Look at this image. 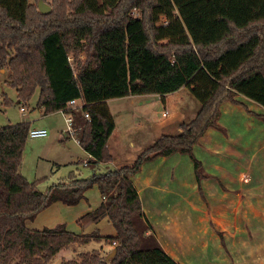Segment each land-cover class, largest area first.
<instances>
[{"label": "trees", "instance_id": "obj_1", "mask_svg": "<svg viewBox=\"0 0 264 264\" xmlns=\"http://www.w3.org/2000/svg\"><path fill=\"white\" fill-rule=\"evenodd\" d=\"M36 1L0 0V71L8 69L6 83L18 103L37 89L41 113L63 110L71 117L86 165L110 160L106 143L114 125L106 99L186 87L199 107L178 123L177 134L160 135L130 164L86 177L72 170L44 190L37 186L44 178L28 181L20 173L29 124L0 126V264H48L69 244L90 241L110 249L82 250L58 264H178L158 246L130 177L145 161L185 153L197 179L191 147L216 126L219 104L244 107L239 94L264 109V0H51L47 13ZM70 99L81 107L65 108ZM92 186L100 202L75 219L79 232L63 223L26 227L52 203L77 204ZM102 219L113 235L84 231Z\"/></svg>", "mask_w": 264, "mask_h": 264}, {"label": "crops", "instance_id": "obj_2", "mask_svg": "<svg viewBox=\"0 0 264 264\" xmlns=\"http://www.w3.org/2000/svg\"><path fill=\"white\" fill-rule=\"evenodd\" d=\"M179 90L161 96L106 99L114 126L106 143L110 160L99 165L113 169L129 164L160 135L177 134L178 123L190 120L198 109L194 106L182 111L174 105L175 98H171ZM114 99H128L129 107H116V114L112 113L109 102L115 104ZM235 99L244 107L220 103L216 126L207 127L191 147L202 176L196 179L187 154L172 153L143 162L130 177L158 246L178 264H264V119L257 116L264 115V109L242 95H235ZM159 102L163 109L158 108ZM35 111L21 121L47 133L26 139L20 173L27 180L44 178L47 185L75 170L79 159L87 160L88 154L66 132L63 112ZM149 114L155 118L170 115V119L160 125L146 124ZM123 126L129 131L126 135ZM124 145L129 149H123ZM99 202L100 197L95 204ZM52 206L64 208L60 203ZM78 211L68 216L71 221L81 213ZM38 215L30 221H36ZM48 216L40 221H47Z\"/></svg>", "mask_w": 264, "mask_h": 264}, {"label": "rangeland", "instance_id": "obj_3", "mask_svg": "<svg viewBox=\"0 0 264 264\" xmlns=\"http://www.w3.org/2000/svg\"><path fill=\"white\" fill-rule=\"evenodd\" d=\"M29 2H33V0H28ZM46 5L49 6V3L51 2V0H42ZM69 60H71V57H69ZM8 69L3 68L0 71V126H4L7 125L8 123L10 124H15V123H19V122H26V121H21L22 118H29L31 115H35L36 113V108L34 106L36 98H37V89H35V91L33 92V94L31 95V97L27 100L26 103H21V102H16V97H15V89L14 87L8 85L6 83V79H7V75H8ZM174 99V105H176L179 109L183 110H187L190 109L191 107H199V103L198 101L190 94V92L187 90L186 87H181L179 92L177 94H175V96H173L171 99ZM4 99H8L9 103H7L6 105L2 104V100ZM78 101V100H75ZM115 102V104L109 102V106H110V110L112 111V113L116 114V107H129L128 105V99H114L112 100ZM80 102V101H79ZM81 104V102H80ZM22 107L23 111H20L19 108ZM71 108L73 107H77L75 106H70ZM80 108V107H77ZM158 108L163 109L162 107V103L159 102V106ZM169 109V108H168ZM168 109L166 108V112L168 114ZM148 121H145L146 124H154V125H160L161 123L167 121L168 119H170V115H166L165 117L162 118H155L154 115H150L149 117H146ZM121 127V126H120ZM32 128V127H29ZM146 128V125H144V129ZM121 131V128H120ZM122 132L125 133V135L129 132L127 130H124V126L122 128ZM130 136L131 138H134L135 131L131 130L130 131ZM124 138V136H123ZM27 139H30L29 137H27ZM124 143L126 144V138H124ZM127 145V144H126ZM122 146L123 149H129V146ZM26 148V146H25ZM26 153V152H25ZM116 160H118V156L114 157ZM80 160V159H79ZM122 160V159H121ZM24 161L26 160V156L24 155ZM30 162H33V159H30ZM131 162V161H130ZM130 164V163H129ZM75 171L77 172L79 177H86L88 176L92 170H95L96 172H104L107 169H110V167H105L103 165H98L97 167L87 164V165H82V164H76L75 166ZM27 171L25 166L23 167V172ZM65 177V176H64ZM30 178V177H27ZM27 180V179H26ZM28 181H32V180H28ZM46 181V180H45ZM45 181L41 180L40 183H38V188L40 187L42 190H44L48 185H50L51 183L45 185ZM39 188V189H40ZM40 189V190H41ZM85 199L80 200L77 204L72 205V206H62L64 208H59V207H54L53 208L47 206L46 208H44L43 210H41L40 212H38L37 214H39L36 219V221H26L25 225L28 226H32L35 227L36 229H41L44 227H51L54 226L55 224H59V223H63L64 226L66 227L67 230L72 231V232H79L80 228L77 226V224L75 223V219L80 216L81 214L85 213L87 210L92 209L94 207H96L97 203L95 204V202L99 200V194L95 188V186H92L90 188H88L85 193ZM80 209L81 212L75 219L74 221H71L68 217L74 210H78ZM49 215V216H48ZM47 221H40L43 219V217H46ZM62 220V221H60ZM65 220V221H64ZM27 226V227H28ZM92 230H96L97 233L99 235H113L114 234V230L112 228V226L104 221V220H100L98 222L92 223L90 225H88L84 231L85 232H89ZM101 246L102 250L104 251H108L110 248L109 245H105L103 243H96L94 241H90L84 245H76V244H69L68 246L60 249L57 253H55L48 261V264H58L61 260L64 259H70L76 256V254L82 250H88V249H92V248H97Z\"/></svg>", "mask_w": 264, "mask_h": 264}, {"label": "built area", "instance_id": "obj_4", "mask_svg": "<svg viewBox=\"0 0 264 264\" xmlns=\"http://www.w3.org/2000/svg\"><path fill=\"white\" fill-rule=\"evenodd\" d=\"M164 23L165 22L163 21L162 24H164ZM75 105L77 107H81V104H80L79 101H75L74 99H70L69 101H67L65 108H68L70 106L73 107ZM20 110H23V108L20 107ZM58 111L63 112V110H58ZM83 115H84V117L86 119H88V115L86 113H84ZM163 115H164V112H160V116H163ZM64 121H65V129H66V132L68 134H70V135H73L74 128H73L72 123H71V117L69 115H67V114H64ZM46 133H47V131L44 128H28V130H27V137H30V138H33V137H43V136L46 135ZM78 162H80L82 165H86V160L85 159L79 160Z\"/></svg>", "mask_w": 264, "mask_h": 264}, {"label": "water", "instance_id": "obj_5", "mask_svg": "<svg viewBox=\"0 0 264 264\" xmlns=\"http://www.w3.org/2000/svg\"><path fill=\"white\" fill-rule=\"evenodd\" d=\"M36 8L40 13H47L49 11V6L46 5L42 0H37L36 1ZM113 254V250H111L108 254L107 257L111 256Z\"/></svg>", "mask_w": 264, "mask_h": 264}]
</instances>
